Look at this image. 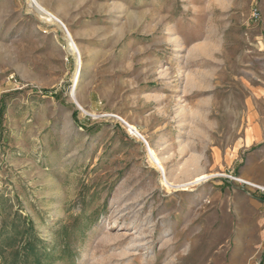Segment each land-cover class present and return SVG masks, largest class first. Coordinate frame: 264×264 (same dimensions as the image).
Wrapping results in <instances>:
<instances>
[{
    "label": "rangeland",
    "instance_id": "obj_1",
    "mask_svg": "<svg viewBox=\"0 0 264 264\" xmlns=\"http://www.w3.org/2000/svg\"><path fill=\"white\" fill-rule=\"evenodd\" d=\"M36 1L63 26L0 0V264H264V0Z\"/></svg>",
    "mask_w": 264,
    "mask_h": 264
},
{
    "label": "bare ground",
    "instance_id": "obj_2",
    "mask_svg": "<svg viewBox=\"0 0 264 264\" xmlns=\"http://www.w3.org/2000/svg\"><path fill=\"white\" fill-rule=\"evenodd\" d=\"M29 5L37 12L40 19H42L43 21H46V22H49L52 24L57 23L58 25L61 24L63 26L61 21L55 15L49 13L47 10L42 8L41 5L36 0H29ZM68 37H69V41H68V44L66 47V52L69 55L74 56V59L76 61V70H75V73L73 76V81L75 82V86H76V84L78 83V80H79L81 61H80V55H79V52H78L76 45L74 44V42L70 38L69 34H68ZM126 125L128 128V131L131 135H133L137 138H143L142 135H140V133L138 132V130L135 127H133L129 124H126ZM147 147H148V150H147L148 160H149L150 164L154 168H156L158 170V172L160 173L161 185L164 186L166 189H168V190L169 189L186 190L188 188V186H190V184L196 183V182L200 181L201 179H203L202 176H199V177L195 178L194 181H192L191 183H187V184L174 185V184L170 183L167 179V175H166L162 160L154 153V151L150 148L149 145Z\"/></svg>",
    "mask_w": 264,
    "mask_h": 264
},
{
    "label": "trees",
    "instance_id": "obj_3",
    "mask_svg": "<svg viewBox=\"0 0 264 264\" xmlns=\"http://www.w3.org/2000/svg\"><path fill=\"white\" fill-rule=\"evenodd\" d=\"M27 225V224H26ZM28 226V225H27ZM24 228V230L26 229V227H23ZM13 230L14 231H18V228L17 227H14L13 228ZM15 233H18V232H15ZM24 233L25 232H22V238L23 237H27L26 239H24V240H26V242L24 243V245H22V242H21V244H20V247H19V249L15 252V254H19L21 251L23 252V253H27V252H31V251H33L34 250V248H35V240H33V238H31V236H29L28 235V232L24 235ZM28 235V236H27ZM1 237V236H0ZM4 240H2V239H0V247H1V245L5 242H3ZM12 245V246H11ZM14 246V243H11L10 245H8V246H6V248H12ZM31 256H33L34 257V259H36L37 261H38V257H39V254H38V252H32V254H31Z\"/></svg>",
    "mask_w": 264,
    "mask_h": 264
},
{
    "label": "built area",
    "instance_id": "obj_4",
    "mask_svg": "<svg viewBox=\"0 0 264 264\" xmlns=\"http://www.w3.org/2000/svg\"><path fill=\"white\" fill-rule=\"evenodd\" d=\"M259 17H260V12H259V10H258L257 8L252 9V10H251V18H252L253 20H258Z\"/></svg>",
    "mask_w": 264,
    "mask_h": 264
},
{
    "label": "water",
    "instance_id": "obj_5",
    "mask_svg": "<svg viewBox=\"0 0 264 264\" xmlns=\"http://www.w3.org/2000/svg\"><path fill=\"white\" fill-rule=\"evenodd\" d=\"M59 28V27H58Z\"/></svg>",
    "mask_w": 264,
    "mask_h": 264
}]
</instances>
